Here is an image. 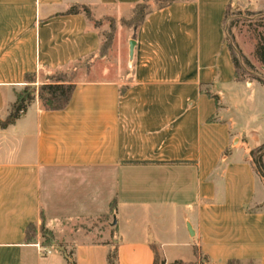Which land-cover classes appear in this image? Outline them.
Listing matches in <instances>:
<instances>
[{"label":"crops","instance_id":"1","mask_svg":"<svg viewBox=\"0 0 264 264\" xmlns=\"http://www.w3.org/2000/svg\"><path fill=\"white\" fill-rule=\"evenodd\" d=\"M144 1L0 0V119L27 74L64 71L99 52L100 30L71 8L122 20ZM229 3L153 7L133 31L128 73L76 82L61 111L37 97L0 127V264H68L56 248L43 255L39 235L26 242L42 213L75 264H109L113 243L118 264H154L152 246L168 264L198 263L195 247L208 264H264V178L251 156L264 144V86L235 78ZM92 219L110 220L105 241H73L81 231L72 224Z\"/></svg>","mask_w":264,"mask_h":264},{"label":"rangeland","instance_id":"2","mask_svg":"<svg viewBox=\"0 0 264 264\" xmlns=\"http://www.w3.org/2000/svg\"><path fill=\"white\" fill-rule=\"evenodd\" d=\"M151 7H155L154 2H150ZM130 18L116 19L105 18L96 20L93 18L92 24L102 34V46L99 52L92 58L86 59L72 65L63 72H66L73 82L92 81L108 79L121 73H128L130 66L128 64L131 58L130 39L135 25H125L133 19ZM110 19L114 20L115 27L111 24ZM228 42L237 46L242 54L249 60L252 69L248 72H241V78L253 80L252 77L260 76L264 78V0H230L228 18L226 21ZM112 71V75H108ZM251 72V73H249ZM52 73L44 70L36 74L34 83L26 82V86H31L38 90L39 86L44 83ZM258 82V81H256ZM259 83V82H258ZM26 88V87H25ZM259 98L261 96H258ZM259 112L263 117L264 125V97H261ZM242 115L241 123L249 124L248 109ZM264 136V128H263ZM264 161V159H263ZM264 195V191L260 190ZM109 221L103 219L82 220L72 224L74 231H81L78 236H73V241L78 242H102L105 241V233L109 231ZM41 237V244L45 242L40 228L37 227V236ZM68 251V250H67ZM70 251V250H69ZM231 264H257L256 262H238Z\"/></svg>","mask_w":264,"mask_h":264},{"label":"trees","instance_id":"3","mask_svg":"<svg viewBox=\"0 0 264 264\" xmlns=\"http://www.w3.org/2000/svg\"><path fill=\"white\" fill-rule=\"evenodd\" d=\"M178 1L184 0H145L143 3L135 7L133 19L128 23L124 22V24L135 25L136 27L140 26L144 22L146 16L153 10L150 2H154L157 9H162ZM229 7L230 3L227 6L225 13V26L228 18ZM80 12H84L87 18L90 21H93L91 10L86 6H75L68 11V14H78ZM110 21L113 27H115L114 20L110 19ZM226 43L228 45L232 56V61L234 63L235 78L239 81H244L245 79L241 78V72H248V70L252 69V65L237 46H234L228 42L227 29ZM252 78L254 81H258L264 86V78L260 76ZM35 79L36 74H27L25 76V80L28 83H34ZM76 86V83L73 82L68 74L63 71H57L49 75L46 81L39 86L38 90L32 88L31 86H26V88H24L17 94V100L12 106V110L9 116L5 120L0 119V127L2 129H6L10 125L15 124L17 120H19L26 114L29 106L36 100L37 97L41 102L42 108L46 111H61L66 109L70 104ZM212 98L215 99L216 102L218 101L217 97L212 96ZM251 156L253 158L254 164L256 165L258 173L264 178V144L254 148L251 151ZM116 212V203H113L111 207V214L115 215ZM45 223L46 217L44 213H42V225L40 226V232L42 233L43 238H45V242L42 246L53 247L62 251L66 257L68 264H75L72 252L68 254L66 250L63 249V245L55 242L53 233L46 229ZM36 235L37 227L34 224H30L26 229V242H31ZM112 246L113 249L108 256V262L109 264H118L117 245L113 243ZM152 249L155 254L154 264H168L164 259L160 257L155 246H152ZM195 255L197 257L198 263H188L179 260L170 264H208V257L204 256L197 247H195ZM238 262L239 261H230L228 264Z\"/></svg>","mask_w":264,"mask_h":264},{"label":"water","instance_id":"4","mask_svg":"<svg viewBox=\"0 0 264 264\" xmlns=\"http://www.w3.org/2000/svg\"><path fill=\"white\" fill-rule=\"evenodd\" d=\"M130 45H131L130 50H131V56H132L133 51H134L135 41H131ZM116 224H117V220L114 219V225H116Z\"/></svg>","mask_w":264,"mask_h":264},{"label":"built area","instance_id":"5","mask_svg":"<svg viewBox=\"0 0 264 264\" xmlns=\"http://www.w3.org/2000/svg\"><path fill=\"white\" fill-rule=\"evenodd\" d=\"M43 255H48L51 253V250H48L47 248L42 247L41 248Z\"/></svg>","mask_w":264,"mask_h":264}]
</instances>
